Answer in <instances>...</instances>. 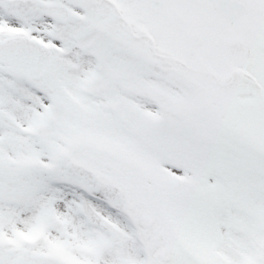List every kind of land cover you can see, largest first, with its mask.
Masks as SVG:
<instances>
[{"label": "snow or ice", "instance_id": "1", "mask_svg": "<svg viewBox=\"0 0 264 264\" xmlns=\"http://www.w3.org/2000/svg\"><path fill=\"white\" fill-rule=\"evenodd\" d=\"M0 264H264V0H0Z\"/></svg>", "mask_w": 264, "mask_h": 264}]
</instances>
